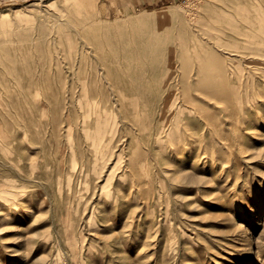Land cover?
Returning a JSON list of instances; mask_svg holds the SVG:
<instances>
[{
  "label": "rangeland",
  "instance_id": "obj_1",
  "mask_svg": "<svg viewBox=\"0 0 264 264\" xmlns=\"http://www.w3.org/2000/svg\"><path fill=\"white\" fill-rule=\"evenodd\" d=\"M207 2L0 0V264H264V113L251 110L245 154L213 162L201 147L138 138L100 75L111 50L90 43L104 38L97 23L118 33L145 9L189 16ZM86 103L118 114L95 152ZM140 141L148 201L127 177Z\"/></svg>",
  "mask_w": 264,
  "mask_h": 264
},
{
  "label": "bare ground",
  "instance_id": "obj_2",
  "mask_svg": "<svg viewBox=\"0 0 264 264\" xmlns=\"http://www.w3.org/2000/svg\"><path fill=\"white\" fill-rule=\"evenodd\" d=\"M158 11L145 9L118 33L102 23L92 27L104 38L96 35L91 45L111 50L103 55L107 73L100 75L116 91L120 114L138 138L201 147L212 162L225 153L245 154V124L252 112L264 113V0H208L203 11L189 16ZM137 27L142 29L134 32ZM241 48L250 54L241 55ZM88 95L87 85L77 102ZM117 120L112 106L85 104L83 134L94 152L116 131ZM192 125L202 126V134H192ZM141 145L128 153L127 177L148 201L155 186Z\"/></svg>",
  "mask_w": 264,
  "mask_h": 264
}]
</instances>
